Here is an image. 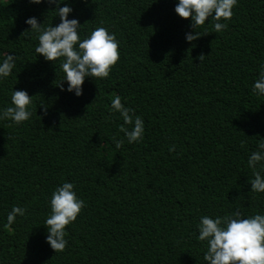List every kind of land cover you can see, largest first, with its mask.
I'll use <instances>...</instances> for the list:
<instances>
[{
  "label": "trees",
  "instance_id": "obj_1",
  "mask_svg": "<svg viewBox=\"0 0 264 264\" xmlns=\"http://www.w3.org/2000/svg\"><path fill=\"white\" fill-rule=\"evenodd\" d=\"M66 2L85 33L103 25L116 34L120 58L107 78L86 77L79 97L64 91L59 60L35 53L24 23H59L53 6L0 0V53L19 58L0 82V107L12 87L34 101L30 121H0V264H201V215L264 211L247 165L264 139V95L252 92L264 63V0H237L219 33L211 18L192 29L176 0ZM113 95L144 120L140 143L114 148L123 121L106 119ZM64 181L86 207L54 252L43 222ZM13 205L26 213L8 226Z\"/></svg>",
  "mask_w": 264,
  "mask_h": 264
},
{
  "label": "clouds",
  "instance_id": "obj_2",
  "mask_svg": "<svg viewBox=\"0 0 264 264\" xmlns=\"http://www.w3.org/2000/svg\"><path fill=\"white\" fill-rule=\"evenodd\" d=\"M27 2L51 5L52 18H59V23L55 25L38 23L35 16L27 17L24 23L30 26L26 31L35 34L38 40L35 53L53 64L59 60L63 76L58 84L62 90L74 92L79 97L86 77L102 80L109 76L120 58L119 41L114 32L101 25L85 33L76 18H67L73 9L66 0ZM236 3L237 0H176L174 12L181 18L190 17L192 29L204 25L206 18H211L215 21L212 25L214 31L219 33L227 28ZM200 35L199 31L186 32L184 38L191 42ZM18 59L14 53H0V82L12 75ZM61 81H66V88L60 84ZM252 92L264 95V63H261L258 78L252 84ZM33 103V96L26 90H14L12 87L10 102L0 107V121H10L14 125L30 121ZM108 113L106 119L118 114L123 121L119 126L123 138L113 137L115 149H119L125 140L128 144L142 141L144 120L135 114L133 108L122 103L119 95H113ZM174 150L173 144L168 151L171 153ZM247 165L253 177L250 190L254 193L264 192V139L258 143L257 150L249 154ZM48 207L49 213L43 222L47 233L45 241L54 252H62L68 243L65 238L66 226L76 220L86 203L77 195L74 183L64 181L51 191ZM25 213L24 207L13 205L6 214V224L11 226L18 216L22 217ZM197 230L196 239L206 245V250L201 254V264H264V211L245 215L236 207L224 215L204 214L199 217Z\"/></svg>",
  "mask_w": 264,
  "mask_h": 264
}]
</instances>
